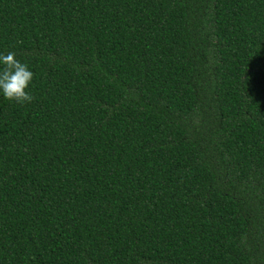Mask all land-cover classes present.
Masks as SVG:
<instances>
[{"label": "trees", "instance_id": "1", "mask_svg": "<svg viewBox=\"0 0 264 264\" xmlns=\"http://www.w3.org/2000/svg\"><path fill=\"white\" fill-rule=\"evenodd\" d=\"M8 52L0 264H264V0H0Z\"/></svg>", "mask_w": 264, "mask_h": 264}, {"label": "clouds", "instance_id": "2", "mask_svg": "<svg viewBox=\"0 0 264 264\" xmlns=\"http://www.w3.org/2000/svg\"><path fill=\"white\" fill-rule=\"evenodd\" d=\"M0 93L4 99L20 105L31 103L33 96L28 91L33 73L25 63L15 58L14 52L0 54Z\"/></svg>", "mask_w": 264, "mask_h": 264}]
</instances>
